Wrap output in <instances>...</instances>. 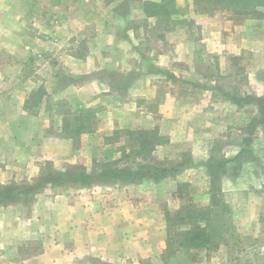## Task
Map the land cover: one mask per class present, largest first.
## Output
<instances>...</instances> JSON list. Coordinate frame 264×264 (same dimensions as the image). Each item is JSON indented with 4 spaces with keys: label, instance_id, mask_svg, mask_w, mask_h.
I'll return each instance as SVG.
<instances>
[{
    "label": "rangeland",
    "instance_id": "rangeland-1",
    "mask_svg": "<svg viewBox=\"0 0 264 264\" xmlns=\"http://www.w3.org/2000/svg\"><path fill=\"white\" fill-rule=\"evenodd\" d=\"M110 1H98L100 14L95 20L94 0H66L62 13L70 19L65 20L59 15L44 18L42 10H57L49 0H22L14 6L32 11V20H0V185L31 183L45 165L96 171L120 156L127 129L157 128L164 140L147 159L180 165L179 171L156 182L46 187L29 202L2 205L0 223L8 224V230L0 236L15 239L3 247L21 256L47 248L58 251L56 232L49 234L44 227L49 198L65 192L74 200L94 201V190L101 196L108 189L133 205L143 204L138 219L147 224L145 245L118 261L89 255L69 264H264V125L256 127L249 159L238 171L227 168L220 178L221 192L211 204L208 249L180 248L177 241L166 244L168 234L174 235L179 226L168 225L166 214L210 205L205 162L210 156H234L243 144L247 124L258 115L255 107H239L223 93L264 95L258 94L264 91V6L259 17L242 18L204 8L194 0H174L171 21L160 22L144 17L141 0H112L116 13L122 14L113 23V33L116 40L124 41L108 43L96 54L94 34L105 27ZM127 29L132 40L122 38ZM57 32L61 42L49 36H58ZM61 44L66 51L71 48L82 55L74 52L78 60H72L70 53L59 49ZM236 45L253 49L236 55L230 52ZM132 48L135 52H130ZM101 70L131 74L135 79L125 89H115L105 75H99ZM166 81L172 85L178 108L158 112L161 101L168 105ZM147 85L157 93L154 99L142 100L138 92ZM25 88L31 89L23 94L27 97L20 106L22 93L18 92ZM29 95L34 100L26 103ZM88 110L93 114L90 129L73 135L78 126L74 115ZM114 131L119 133L114 136ZM87 238L93 242L94 236ZM78 248L67 252L78 253Z\"/></svg>",
    "mask_w": 264,
    "mask_h": 264
},
{
    "label": "trees",
    "instance_id": "trees-1",
    "mask_svg": "<svg viewBox=\"0 0 264 264\" xmlns=\"http://www.w3.org/2000/svg\"><path fill=\"white\" fill-rule=\"evenodd\" d=\"M130 0H126L128 2ZM204 8L219 9L230 16L242 18L259 17L262 15L260 7L264 6V0H194ZM129 5H126L128 9ZM174 0H141V9L145 18H154L160 22L168 21L173 15ZM124 14L126 11L123 12ZM121 14V13H120ZM122 15V14H121ZM160 33L159 35H161ZM198 60L202 58L199 56ZM78 57L82 54L75 52ZM109 73V74H107ZM99 75L106 76L111 87L115 89H125L134 81L131 74L126 76L117 72H107L101 70ZM113 79H110L111 77ZM81 79V78H80ZM33 94V93H32ZM224 98L242 107H255L258 113L246 126L247 133L242 140V146L239 151L230 158H214L210 156L205 162L206 170L210 176V205L207 207L187 206L183 214H166L168 225L179 224L174 230L175 233L168 234L167 246H171L172 241H177L180 248L187 249H208L212 235L209 226L212 221V205L217 202V197L221 192L220 178L227 172V168L238 171L242 163L251 156L249 144L258 125H264V95L256 94H229L223 93ZM35 97V96H34ZM33 95H29L26 103L34 100ZM214 97L216 95L214 94ZM37 98V97H36ZM93 117L90 110L80 112L74 115L73 120L78 125L74 127L71 133L79 136L81 130H88L89 120ZM95 120V116H94ZM69 124L64 125L68 129ZM87 128V129H86ZM119 132L114 131V136ZM126 138L124 144L120 146V156L114 160H107L102 163L100 168L93 172H88L84 168L69 167L60 170L45 165L38 177L31 183H11L0 185V206L17 202H29L34 195L43 191L46 187H58L65 185H79L91 187L100 184H138L144 181H160L168 176L174 175L179 171L180 165H165L163 163L153 162L147 159L157 144L163 143L164 138L159 135L157 128L153 129H134L124 132ZM106 140L111 141V138ZM107 141V142H108ZM120 161H129V163L120 164ZM182 185V184H181ZM179 191V189H178ZM215 214V213H214ZM181 227V228H180ZM173 232V230H171ZM173 239V240H172Z\"/></svg>",
    "mask_w": 264,
    "mask_h": 264
},
{
    "label": "crops",
    "instance_id": "crops-1",
    "mask_svg": "<svg viewBox=\"0 0 264 264\" xmlns=\"http://www.w3.org/2000/svg\"><path fill=\"white\" fill-rule=\"evenodd\" d=\"M21 1L22 0H0V20H2V18H7L12 21L14 20L15 22L32 20L33 16H31V14L34 15L32 11L28 8L25 11L20 9V7H15L20 4ZM65 1L66 0H49L50 4H52L54 8H57V10H42L41 14L44 18L47 17V19L49 17H56V15H59L58 18L61 20L70 19V17L63 15L62 13V8L66 7ZM98 1L99 0H94V20L97 19L100 14L98 10L99 8H97L99 5ZM112 3L111 0L106 6L105 12L107 17L105 18V27L100 28L97 30V33L94 34V53L96 54H101L103 48H105L108 43L117 42L119 44V40L124 41V39L118 38L116 40L113 33L114 21L120 20L122 17L119 16L121 14L116 13L115 6ZM54 11L57 12L55 13ZM109 20H111V23H109ZM18 25L20 27L21 23ZM57 34L58 36H54L53 33H50L49 36L54 40L57 39L61 42L62 35L60 32H57L56 35ZM122 38L132 40V32L127 29ZM61 45L59 46V49L66 51V48L63 47L64 44ZM223 49L226 51L227 48ZM232 49L233 50L230 52L239 55L242 50L252 51L253 47L236 45ZM132 51L135 52L133 48L130 49V52ZM66 52L71 54L69 58L74 61L78 60L77 57L72 55L75 50L69 48ZM186 52L187 54L190 53L189 50H186ZM188 64L189 63L187 62V65ZM186 67L189 69V65ZM13 79L14 78L11 77V80ZM140 84L141 83H137V86ZM170 84L171 83L168 81L165 82V86H168L167 88L169 91V94H167V92L165 94V102L168 105H162L161 101L158 104V112H172L173 107L178 108V102L173 93L172 85ZM141 88L142 92H138V97H141L142 100L154 99L157 93L154 86L149 87V85H147L146 88L148 89H145L144 86ZM25 89L18 92V94L22 93L20 106L31 88ZM24 93H26V95L23 98ZM258 94H264V91H260ZM139 109H141V107H139ZM16 111L22 112V109L18 108ZM102 191L103 194L98 196L96 194L98 190H94V201H87L86 199L82 201L74 200V197L65 196V192H63L62 195L50 197L49 201H47L50 212L45 216L44 227L49 234L56 232L58 236V246L56 249H58V251H48L50 249L47 248L46 251L37 254L22 256L17 252L8 253L3 246L6 245V243L12 245L11 243H13L15 239L2 238L0 236V264H69L73 260H83V257H89V255H94V259H100L102 261H118L124 259L125 256H130V253L135 254L139 252L141 250L140 246L145 245L144 234L147 227L144 220L138 219L145 210L143 204L138 202V205H133L131 202H127L121 197H119L121 198L119 199L115 197V195H112L114 191L108 189ZM46 220L49 221L47 222ZM10 227L12 228V226ZM3 230H8V224L2 221L0 223V234H2ZM90 234L94 236V239L91 238L93 242L87 238ZM73 245L75 247L78 245L81 247L78 248V253L67 252L70 248L72 249L74 247ZM93 249L94 252L92 251ZM133 257L135 258V255ZM140 257L137 259H140Z\"/></svg>",
    "mask_w": 264,
    "mask_h": 264
}]
</instances>
